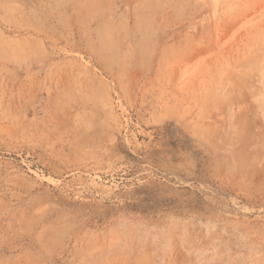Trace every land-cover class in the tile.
I'll return each mask as SVG.
<instances>
[{"label": "rangeland", "instance_id": "obj_1", "mask_svg": "<svg viewBox=\"0 0 264 264\" xmlns=\"http://www.w3.org/2000/svg\"><path fill=\"white\" fill-rule=\"evenodd\" d=\"M0 264H264V0H0Z\"/></svg>", "mask_w": 264, "mask_h": 264}]
</instances>
